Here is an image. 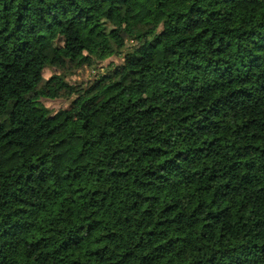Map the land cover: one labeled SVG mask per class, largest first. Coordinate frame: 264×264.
Wrapping results in <instances>:
<instances>
[{
  "label": "trees",
  "instance_id": "trees-1",
  "mask_svg": "<svg viewBox=\"0 0 264 264\" xmlns=\"http://www.w3.org/2000/svg\"><path fill=\"white\" fill-rule=\"evenodd\" d=\"M0 264H264V0H0Z\"/></svg>",
  "mask_w": 264,
  "mask_h": 264
},
{
  "label": "rangeland",
  "instance_id": "rangeland-1",
  "mask_svg": "<svg viewBox=\"0 0 264 264\" xmlns=\"http://www.w3.org/2000/svg\"><path fill=\"white\" fill-rule=\"evenodd\" d=\"M132 44V41H128L127 45L129 46ZM90 55L89 53H87ZM117 62L119 63L120 60H117L116 58H111L106 61H92L91 57L85 60L84 67L79 69L76 74L71 76V79L73 82L76 80L83 81L85 84L84 86L87 87V85L92 84L97 79L101 78L102 74H109L108 68L110 67L111 63ZM53 73V70L50 68H46L44 70V77L49 78ZM136 96H140L141 93H139L136 89L133 90ZM46 104L53 110H59L62 107H70L71 105V99L68 98H60L55 100H45Z\"/></svg>",
  "mask_w": 264,
  "mask_h": 264
}]
</instances>
